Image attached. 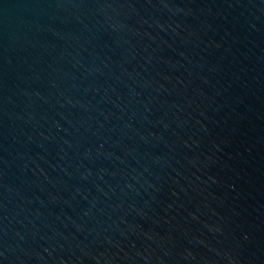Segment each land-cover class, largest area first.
<instances>
[{
  "label": "water",
  "instance_id": "95a60500",
  "mask_svg": "<svg viewBox=\"0 0 264 264\" xmlns=\"http://www.w3.org/2000/svg\"><path fill=\"white\" fill-rule=\"evenodd\" d=\"M0 264H264V0H0Z\"/></svg>",
  "mask_w": 264,
  "mask_h": 264
}]
</instances>
